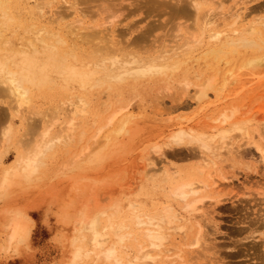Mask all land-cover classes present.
Wrapping results in <instances>:
<instances>
[{"label":"rangeland","instance_id":"obj_1","mask_svg":"<svg viewBox=\"0 0 264 264\" xmlns=\"http://www.w3.org/2000/svg\"><path fill=\"white\" fill-rule=\"evenodd\" d=\"M9 3L11 12L15 9L21 13L22 22L19 23L17 18L12 19L10 26L3 28L6 36H18L23 29L38 30L41 24H46L48 14L52 13L63 23L77 18L82 20L83 36L74 40L78 56L85 58L95 50L121 47V53L134 51L153 56L162 51L176 52L180 61L176 67L160 73L126 76L101 84L92 81L94 85H88L84 90L73 82L65 84L52 72L53 79L49 86L37 94L34 102L24 108L22 115L12 111L15 129L3 141L4 144L0 143L3 145L0 172L16 153L23 151L24 145L19 140L28 138L33 143L47 124L50 135L60 134L53 139V147L43 156L38 171L40 182L27 188L28 194L18 193L14 195L15 198L0 199V264H106L102 256L95 259V250L76 260L70 259L73 245L69 241L74 236L72 219L75 201L81 194L86 195L93 190V178L97 177L108 181L105 186L111 193L115 187L121 190L122 184L125 187L121 193L127 190L125 184L136 186L130 198L138 209L146 212L171 202L170 193L177 184L188 180L206 182L205 187L190 197L204 196L202 209L196 215L209 245L205 242L202 248H206H198L197 253L196 246H188V250L195 251L184 252V259H188L190 264H264V158L255 149L257 144L264 147V138L259 137L256 129L260 122L257 118H261L264 112V24H254L253 34L260 37V48L239 46L234 49L232 45L217 55L208 49L215 42L210 36L214 30L227 29L226 33H230L231 29L237 28L244 31L246 26L233 23L234 10L261 4L263 10L260 12L263 14L264 0H206L200 4L199 19L194 22L190 16L175 10L174 5L180 4L176 0H156L155 4L150 1L149 4L146 0H87L86 3L84 0H67V3L62 0H9ZM34 5L39 7L34 9L31 17L30 7ZM203 14L211 21L204 31L201 28ZM107 29L114 33V43L110 45H104L93 35H84L85 31L102 33ZM69 37L70 34L66 43L71 42ZM254 55L261 56L263 64L258 67L245 66L244 61ZM229 71L236 75L234 78L237 81ZM213 77L214 88L208 89L207 96L199 99V88ZM228 79L232 84L227 83ZM223 84L226 86L222 89L220 85ZM216 87H220L217 94L213 92ZM76 94L82 97L78 99ZM70 100L84 103V110L73 112L74 105L70 104ZM0 105L4 107L7 104L3 101ZM124 106L130 112L127 126L132 133L129 138L125 135L126 148L121 149L123 154L105 162L98 175L90 169L75 168L74 165L83 160L89 147L103 140L108 128L122 121L117 117L112 125L106 124L108 116ZM235 106L238 107L237 119L250 117L246 123L248 133H242L245 136L236 135L237 139L232 145L238 151L226 156L223 154L224 157L221 155L214 167L212 163L204 166L199 154L200 147L195 142L176 144L171 141L169 133L180 125L187 128L194 124L196 133L215 134L217 130L210 124L218 123L219 120L214 119L222 109L228 111ZM28 118L33 127L25 135V119ZM72 118L74 123L76 121L74 126L70 124ZM70 126H73L71 130L68 129ZM100 127V134L93 139ZM80 132H83L81 138ZM215 141L217 137L213 139ZM155 143H164L165 156L156 150L153 146ZM164 169L168 170V175ZM212 178L221 181L218 185L220 189L216 184H213L215 189L210 184ZM25 202H28L26 210L30 221H33L30 222V234L27 239L10 244L6 224L10 212L5 210H12ZM122 202L126 206V200ZM182 205V201H176L175 209L183 212ZM121 217L134 230L125 248V251L133 253L143 238L129 208L126 210L125 207L117 219ZM198 228L195 223L187 229L188 232H184L185 235L178 233L174 243L169 239L171 241L168 240L166 245L174 244L181 251L183 248L187 250L184 243L196 234ZM188 252L196 255L193 257ZM183 257L171 261L175 258L173 254L157 259L153 264H180Z\"/></svg>","mask_w":264,"mask_h":264},{"label":"bare ground","instance_id":"obj_2","mask_svg":"<svg viewBox=\"0 0 264 264\" xmlns=\"http://www.w3.org/2000/svg\"><path fill=\"white\" fill-rule=\"evenodd\" d=\"M62 1L67 3V0ZM86 1L87 0H84L85 3ZM149 1L152 4L156 2V0H146L147 3H149ZM176 1L177 4H180L174 5L175 10L179 12V14L182 13L188 17L190 16V19L194 22L199 19L200 4L206 0ZM37 7H39V5L30 7L31 17L34 9ZM261 10H263L261 4L250 7L247 5V7L242 10H240V8L234 10L232 12L233 23H240L246 26L244 31L237 28L234 30L231 29V32L229 31L230 33H226L228 32L227 29L214 30L210 36L215 39V42L213 41L211 48H209L210 46L208 47V49H210L209 52L217 55V53L220 54L224 52V50H227V48H230L232 45L234 49L239 46L260 48V40L258 39L260 37H256L253 32L255 30V23L264 24V13L262 14L260 12ZM70 13L73 14V11ZM53 16L52 13L48 14L46 24H41L38 30L23 29L18 36H6L7 34L3 32V28L9 27L12 19L17 18L20 23L22 22V18L18 10L14 9V12L10 11L9 0H0V104L3 103V101L7 104L4 107H2L3 104L2 106L0 105L1 144H4L3 141L7 140L15 129L12 122V111L18 115H22L24 108L31 105V102H34V99L38 96L37 94H41L49 86L50 81L53 79L51 75L52 72L55 73V76H59L58 78H61L65 84L73 82L84 90L86 86L94 85L91 83L92 81H97L101 84L102 82L109 83L112 80L122 79L126 76L137 77L145 74L160 73L176 67L180 61L178 58L179 54H176V52L171 53L169 51H162L160 54L153 56L151 54H143L134 51L121 53V47H108L106 51L95 50L88 54V56L86 55L85 58L78 56L74 48V40L82 38L83 36V26L80 24L82 20L77 18L75 20L78 21L77 23L74 20H72V22L63 23L59 22L58 18ZM210 23L211 21L208 20L206 14H203L201 18L202 31L206 30L207 25ZM69 34L71 42L66 43L65 41ZM85 34L93 35L94 39L104 45L114 43V33L111 29H107L102 33H100V31L97 33L94 31H85L84 35ZM244 62L245 66L250 67L262 65L263 58L261 56L255 57L254 55ZM228 73L230 74V71ZM232 73L230 74L231 76H233ZM230 80L228 79L227 83ZM234 80H236V78H234ZM188 83L189 82L186 84ZM214 84V77L205 81L201 85L202 87L199 88L201 90L200 93L198 92L199 95L197 94L198 98L200 99L203 96H207V90L214 88ZM228 84L232 83L229 82ZM225 86L224 84L220 85L222 89ZM220 87H216L213 92L217 94ZM76 97L80 99L82 96L76 94ZM224 98L223 100H225ZM218 100L221 102L220 98ZM70 101H72L70 104L74 105L73 112L76 113L84 110L85 105L81 101ZM125 107L126 106L114 110L108 116L107 125H112L117 117H120L122 121L108 128V132L105 134L103 140L90 146V150L83 160L80 161L79 164L74 165L75 168H79L80 170L90 169L95 175H98L97 172L102 169L101 167L105 162L113 161L123 154L124 151H121V149L126 148L125 135L129 138L132 133V129L127 126V122L130 120V112L126 111ZM237 112L238 107L236 106L228 111L227 109H222L214 119L219 120L218 123L215 125L210 124L211 127L217 130L213 135L196 133L193 126L194 124L187 128L183 127L184 125H180L181 127L178 125L179 128L177 130L169 133L170 139L176 144H180L184 141L188 143L195 142L200 147L199 154L204 166L212 163L214 167V164L219 160L221 155L223 156L224 154V156H226L225 154L230 152H237L238 149L232 145L233 141L237 139V136L247 135L248 133L246 131V123H248L250 117L245 115L249 118L242 117L241 119V117H239L237 119L235 117L237 116ZM261 118H257L260 119V122H257L256 129H258L259 137L264 138V112ZM225 123H228V125ZM31 124L32 121L29 118L28 120L25 119V135L32 130L33 126H31ZM70 124L75 125L76 121L74 123V119L72 118ZM73 126H70L68 129L71 130ZM44 127L45 129H41L39 132V138H35L33 143L29 141L28 138L19 140V143L24 145L23 151L20 150L16 153L14 159L7 166L2 167L0 172V199L7 200L18 193L28 194L26 193L27 188H30L34 184L37 185V183L40 182L39 180H41V178L38 177V171L40 164L43 162V156L53 147V139L60 134L52 136L50 135L49 125L47 124ZM101 130L102 127L97 130L92 138L95 139L100 134ZM80 133L81 138L83 132ZM242 133L244 134L242 135ZM215 137H217V141L213 142ZM162 144L164 143H155L153 146L163 156L165 151L163 150ZM165 144L167 145L166 142ZM2 146L3 145H0V160L2 157ZM255 149L259 152L261 158H264V147L257 144L255 145ZM175 171L176 170H174V172ZM154 172L155 175H157V171L154 170ZM164 172L168 175L167 169H164ZM151 174L153 175V173ZM166 175H164V178ZM211 180L212 182L210 184L214 189L216 188L214 187L215 184L217 188L220 186L219 183H221V181L218 182L219 180L217 181V179L213 178ZM93 182V190L86 195L85 193L81 194L75 201L74 221L72 219V227L74 226L72 234L74 233V236H71L72 242L69 241V243L73 245L71 251L69 250L71 252L70 259L76 260L83 254L88 255L90 250H95V259L97 260L102 256L106 264H153L154 261L156 263L157 259L161 260L163 258H168L173 254L175 258L171 261L176 258L181 259L184 252L195 251L194 248V250H188V246H196L195 253H197V251H199L198 248L201 250L202 246H204V244L206 245L208 242L206 241L208 239H206L202 224L200 220L197 219L196 215V213L202 209L201 203H203L204 196L190 197L192 194H195L201 188L205 187L207 185L206 182L202 180H198L197 182L188 180L177 184L173 188L172 193H170L172 201H168L166 204L161 205L151 212L138 209L133 199L130 198L136 186H128L125 184L127 190H123L124 193H121L120 191L125 187L124 184H122L123 187L121 190L119 187H115V191L111 193V191L108 190V186H105L108 181L103 177L93 178ZM220 188L221 187H219V189ZM47 191L48 190H46V192ZM123 199L127 202L126 206L122 205ZM176 201L183 202V212L175 209ZM27 203L28 202H25L23 205H18L17 207L15 205L16 208L12 210L10 208L9 210H5L10 212V214H8L10 218L8 217L6 222L9 227L8 240L10 244L11 242L23 241L27 239L30 234V222L32 220L30 221L29 214L26 210ZM125 207L126 210L128 208L130 209L133 222L137 225V230L140 231L143 238L138 242L136 250L133 253L125 251V248L128 247L129 239L134 233V230L130 224L125 221L124 217L126 216L117 219L118 214L123 212ZM195 223L198 224L199 228L196 234L193 235L189 241L184 243L186 244L187 250L183 248L181 251L178 245L170 243H168L170 245H166L169 239H172L171 243H174L173 240H175L178 233H183V235H185L184 232H188L187 229L194 226ZM207 244L209 245V243ZM85 246L87 248H85ZM181 246H183V244H181ZM190 252H188V254L192 256L193 254ZM195 255L196 254H194L193 257ZM180 264L190 263L188 259H184L183 257Z\"/></svg>","mask_w":264,"mask_h":264}]
</instances>
